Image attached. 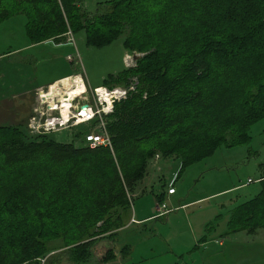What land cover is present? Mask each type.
<instances>
[{"label":"trees","instance_id":"1","mask_svg":"<svg viewBox=\"0 0 264 264\" xmlns=\"http://www.w3.org/2000/svg\"><path fill=\"white\" fill-rule=\"evenodd\" d=\"M83 1L0 0V25L23 14L32 43L83 30L90 46L124 36L126 51L144 54L98 85L138 78L107 117L112 147H91L87 130L76 144L31 134L28 120L0 125V264L130 256L131 244L119 245L130 193L157 151L180 159L179 176L223 145L249 143L264 119V0H108L93 16ZM259 183L233 207L231 231L264 229V172Z\"/></svg>","mask_w":264,"mask_h":264},{"label":"rangeland","instance_id":"2","mask_svg":"<svg viewBox=\"0 0 264 264\" xmlns=\"http://www.w3.org/2000/svg\"><path fill=\"white\" fill-rule=\"evenodd\" d=\"M106 1L108 0H84L82 5L93 16L103 11L102 4ZM25 22L26 17L23 14H18L0 25V53H9L14 47L25 42L24 40L27 39ZM123 39L124 36H121L110 45L94 47L86 43V35L83 30L76 32L73 34L70 44L52 45V48L47 50L48 58L52 60L43 70L48 67L47 74H52L71 66L75 68L74 71L82 73L89 88L96 87L102 84L103 79L109 75H115L124 69L123 55H126V49L123 46ZM134 53L137 57L144 55L143 53ZM68 54H73L74 62L70 63L67 60ZM128 62L130 63L129 58ZM132 63L137 66L135 60ZM53 65L55 68L52 67ZM61 91V95H63L65 89ZM36 99L37 93L34 97L35 102ZM57 99H60L59 95L55 97L56 102ZM14 105L17 107L18 103ZM9 106L11 104L6 107ZM8 122L16 124L14 123L15 119L8 120ZM2 123L0 119V124ZM90 127V124H81L53 133V136L58 141L80 144L83 133ZM250 133L252 138L249 143L233 147L223 145L215 154L186 167L176 177L175 186L178 189V195H182L184 200L211 195L190 209L192 217L198 221L194 224L198 241L192 249V257H189L192 264H264V229L254 232L246 230L234 232L230 229L233 207L258 193L260 190L259 179L264 172V119L254 124ZM165 160L167 159L162 156V153L157 151L150 160L149 166L156 167L159 162ZM168 161L169 164H166L162 173L170 179L175 172L179 173L180 159L168 157ZM155 183V191L163 189V180H156ZM239 184L242 185L239 186ZM225 189L228 190L220 192ZM213 193L217 194L212 195ZM136 207H139V201L134 197L131 207L132 215L135 214ZM165 229L166 224H162L161 221L149 224L146 231L133 228L121 236L119 245L122 247L129 242L134 243V257L150 253L153 250L158 252L161 249H167L166 243L161 237ZM50 246L58 249L61 243L59 240L52 241ZM131 246L133 245L131 244ZM53 253L55 252L51 254ZM48 264L72 263L65 258L59 263L58 260H52ZM89 264H98L96 257Z\"/></svg>","mask_w":264,"mask_h":264},{"label":"crops","instance_id":"3","mask_svg":"<svg viewBox=\"0 0 264 264\" xmlns=\"http://www.w3.org/2000/svg\"><path fill=\"white\" fill-rule=\"evenodd\" d=\"M24 41L21 45L14 47L11 52L0 53V119L3 122L0 125H10L8 120L11 119H15L16 122L14 123L16 124L27 121L35 104V93L39 89L46 88L72 75H82L81 72L74 71L75 68L71 66L52 74H47L49 71L48 67L43 70L48 65L47 63L52 60L48 58L47 50L52 48V45L70 44L72 41L69 36L61 41L49 39L39 43H32L27 36V39ZM72 55H67V60L70 63L74 62ZM124 58L125 55H123L125 68ZM52 67L55 68L54 65ZM17 103L18 105L15 107L14 104ZM9 104L11 106L6 107ZM165 159L167 160L159 162L156 167L149 166L146 176L136 186L135 198L139 201V207H136L135 214L132 215L125 230L128 232L135 228L139 231H146L149 224L161 221L162 224H166V229L161 234V237L164 239L163 241L166 243L167 249H161L158 252L153 250L150 253L134 257L135 244L129 242L133 245L130 256L103 264H192V260L190 259L192 257V249L198 241V234L195 231L194 224L198 221L192 217L190 209L211 195H202L192 200H184L182 195H178V189L175 186L178 171L170 179L166 178L162 173L166 164H169L168 158ZM156 180H163L164 185L168 184V186L163 187L162 190L155 191L154 185L156 184ZM172 181L176 192L169 194L168 187ZM139 190L141 191L140 193ZM159 193H164L162 202L167 205V212L163 214L158 206L157 195ZM217 193H213L212 195Z\"/></svg>","mask_w":264,"mask_h":264},{"label":"built area","instance_id":"4","mask_svg":"<svg viewBox=\"0 0 264 264\" xmlns=\"http://www.w3.org/2000/svg\"><path fill=\"white\" fill-rule=\"evenodd\" d=\"M70 40H72L73 33L69 31L67 33ZM128 53V54H127ZM125 55L126 67H134L136 64L132 63L136 61L137 55L133 52H127ZM128 58L130 63L128 62ZM132 61V62H131ZM72 75L70 77H74ZM83 84L86 85L84 77L79 74ZM138 78L133 77L129 85L126 86H114L107 85L96 86L89 88L86 85V90L81 94L71 96L66 91L63 92L65 99L71 97L69 113L67 117H64L62 113V107L64 102L55 97L53 101L56 103V108L50 106V101L45 102L43 94L49 93L50 86L39 89L37 93V99L33 106L32 113L27 122V128L29 133L37 134H50L58 131L79 126L81 124H90V128L84 134L85 141L91 146L105 145L112 147V140L107 130V117L114 111L115 103L126 99L137 88ZM176 192L173 181L169 183L168 193L173 194ZM136 196L135 193H130V200L132 201ZM159 208L162 214L167 212L166 203H159Z\"/></svg>","mask_w":264,"mask_h":264},{"label":"bare ground","instance_id":"5","mask_svg":"<svg viewBox=\"0 0 264 264\" xmlns=\"http://www.w3.org/2000/svg\"><path fill=\"white\" fill-rule=\"evenodd\" d=\"M65 89L67 93H69L71 96L76 94H81L86 90V85L83 84V81L79 75H76L74 77H66L59 81H57L54 84H51L50 92L43 94L45 102L50 101V106L53 108H56V103L53 101L54 97L59 95L61 101L64 102V105L62 107V113L64 117L68 116L69 113V106H70V100L71 97L68 99H65L64 94L61 95V90Z\"/></svg>","mask_w":264,"mask_h":264}]
</instances>
